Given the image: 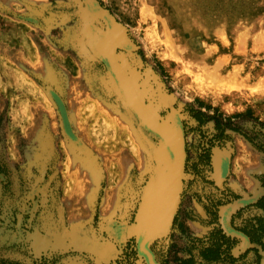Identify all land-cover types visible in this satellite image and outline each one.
Here are the masks:
<instances>
[{
  "label": "rangeland",
  "instance_id": "1",
  "mask_svg": "<svg viewBox=\"0 0 264 264\" xmlns=\"http://www.w3.org/2000/svg\"><path fill=\"white\" fill-rule=\"evenodd\" d=\"M96 1L128 37L115 48L128 85L184 133L154 260L261 264L264 232L249 236L264 216V0ZM91 13L84 0H0V264H147L118 229L136 221L158 138L93 54L88 23L108 25Z\"/></svg>",
  "mask_w": 264,
  "mask_h": 264
},
{
  "label": "bare ground",
  "instance_id": "2",
  "mask_svg": "<svg viewBox=\"0 0 264 264\" xmlns=\"http://www.w3.org/2000/svg\"><path fill=\"white\" fill-rule=\"evenodd\" d=\"M91 7L93 8L92 5ZM114 42L116 43L124 42L125 44L124 34L122 30L116 25H112V29L109 34H103V35L98 34V38H96L95 41V43L99 47L100 54L106 57L110 61L113 69V76L115 78V81L117 82L118 88L124 94L126 101L135 110L136 115L138 116L142 124L145 127H147L151 132H154L156 134L158 133L162 140V142L159 145L153 146L152 144H149L151 156L156 158V160L159 162L158 168L162 167L163 171L165 170V173L164 176L159 180L158 184L148 189L145 194L144 207L142 212V221H141V225L143 228L142 230L143 242L141 244V248H143V250L147 252L145 241L148 235L151 232L153 231L155 232L158 229L166 228V226L170 222L173 212L176 210L175 208L177 207L179 201L180 181L182 186V178H183L181 167L185 154L184 151L182 150V140H181L182 135L180 129L181 124L179 119L175 117L172 119L173 122L171 125L158 122L155 116L152 115V113L149 112L140 103V101L137 98L138 96L136 97V95L128 85L126 78L123 75V72L120 70L119 66L115 61L116 57L114 58V53L110 48V46ZM207 75L208 76L206 78L211 79V81L212 79L214 80L218 79L217 74L210 72ZM246 158H248V155L246 156ZM240 162H242L241 159ZM249 181L250 180H248V182ZM105 204L107 205V203ZM121 227H119L118 229L119 233H121L123 230ZM110 235L112 236L111 233ZM115 237L116 236H114V238ZM115 239L117 240V238ZM149 258H151V256H149ZM149 260L153 264L152 258Z\"/></svg>",
  "mask_w": 264,
  "mask_h": 264
},
{
  "label": "water",
  "instance_id": "3",
  "mask_svg": "<svg viewBox=\"0 0 264 264\" xmlns=\"http://www.w3.org/2000/svg\"><path fill=\"white\" fill-rule=\"evenodd\" d=\"M85 1V3H86V6H87V8H88V10H90V12H92V13H96V14H99L100 16H102L103 17V19L106 21V23H107V25H108V31L106 32V33H102V32H100L99 30H97L96 28H94L90 23H88V29H89V32H90V36H89V39H88V44H89V46H90V48H91V50H92V52H93V54L98 58V59H100L104 64H105V66H106V68H107V71H108V73H109V75H110V77H111V79H112V81H113V83H114V85H115V87H116V90H117V92H118V94L120 95V97L122 98V100H123V102L133 111V113L136 115V112H135V110L130 106V104L126 101V99H125V97H124V94L120 91V89L118 88V86H117V82L115 81V78H114V76H113V69H112V66H111V63H110V61L106 58V57H104V56H102L101 54H100V51H99V47L97 46V44L95 43V41H96V38H98V34L99 35H103V34H109L110 33V31H111V29H112V25H116V26H118L121 30H122V32H123V34H124V38H125V43L127 42V44H124V42H122V43H116V42H114L111 46H110V48H111V50H112V52L114 53V58L116 57V55H115V48L116 47H118V46H120V47H126V46H130V44H129V41H128V37H127V35H126V33H125V30H124V28L122 27V25H120L114 18H113V16L108 12V11H106V10H104L100 5H99V3L96 1V0H84ZM89 4L90 5H92L93 6V8L94 9H91L90 8V6H89ZM115 61H116V63H117V65L119 66V68H121V70L124 72V75H126V72L123 70V68H122V66L118 63V61H117V58L115 59ZM126 77H127V75H126ZM128 78V77H127ZM129 79V78H128ZM153 115V114H152ZM176 115V114H175ZM136 117L138 118V116L136 115ZM154 117V116H153ZM173 117H174V115H173ZM177 117V116H176ZM156 118V117H155ZM178 118V117H177ZM138 120H139V118H138ZM156 120L158 121V122H162V123H164V124H166V122H163V121H160V120H158L157 118H156ZM171 122H172V120H171ZM171 122H167V123H171ZM139 123L142 125V126H144L142 123H141V121L139 120ZM145 127V126H144ZM148 131H150L147 127H145ZM181 140H182V150L185 152V149H184V146H185V144H184V133H183V129H182V126H181ZM151 132V131H150ZM157 138H158V143H157V145H159L161 142H162V140H161V137H160V135L157 133H154V132H152ZM148 143V142H147ZM151 144V143H150ZM153 146H155L154 144H152ZM152 146V147H153ZM153 157V156H152ZM153 160H154V163H155V167H154V174H153V176L151 177V179H150V181L147 183V185L145 186V188H144V191H143V195H142V202H141V206H140V209H139V212H138V215H137V217H136V221H135V223H134V225L133 226H131V227H129V226H122V229H123V231H124V233H119V235L121 234V239H123V238H125L126 236H135V238H136V248H137V251H138V253L141 255V257H143L144 258V260L146 261V263L147 264H152V262L149 260V259H151L152 258V261H153V264H157L156 263V261L154 260V256H153V254H152V252L150 251V249H149V245L155 240V239H157V238H159V237H162V236H164V235H166V233L169 231V229H170V227H171V225H172V221H173V219H174V215H175V212H176V210L173 212V214H172V216H171V219H170V222L168 223V225L166 226V228H164V229H158V230H156L155 232L153 231V232H151L149 235H148V237H147V239H146V241H145V246H146V248H147V252L146 251H144L143 250V248H141V244H142V242H143V240H142V230H143V228H142V225H141V221H142V212H143V207H144V200H145V194H146V192H147V190L148 189H150V188H152L154 185H157L158 184V182H159V180L164 176V173H165V170L163 171V168L162 167H160V168H158V161L156 160V158L155 157H153ZM184 164H185V154H184V159H183V162H182V167H181V171H182V173H184ZM180 191H181V181H180V190H179V193H180ZM179 196H180V194H179ZM176 209V208H175ZM115 226V225H114ZM114 226H108L107 227V230L109 231H114ZM121 227V226H120ZM118 240V239H117ZM151 256V258H149V256ZM261 264H264V259H263V261L261 262Z\"/></svg>",
  "mask_w": 264,
  "mask_h": 264
},
{
  "label": "flooded vegetation",
  "instance_id": "4",
  "mask_svg": "<svg viewBox=\"0 0 264 264\" xmlns=\"http://www.w3.org/2000/svg\"><path fill=\"white\" fill-rule=\"evenodd\" d=\"M262 186L264 187V180L262 181ZM253 206H254L255 208H257V209L262 210L263 213H264V194L258 199V201H257L256 203L253 204ZM241 210H242V209H240V210L236 213V215L239 214V212H240ZM262 217H263V218H262ZM262 217H261V218H262L263 224H255V225L252 226V228H250V229H251V234H250V236L248 235L250 241H253V242H260V239H258V237H259V236L261 237L260 234H263V232H264V216H262ZM259 218H260V216H259ZM259 218H258V219H259ZM252 231H254V232H252ZM253 233H254V234H253ZM256 233H257V236L255 237Z\"/></svg>",
  "mask_w": 264,
  "mask_h": 264
},
{
  "label": "trees",
  "instance_id": "5",
  "mask_svg": "<svg viewBox=\"0 0 264 264\" xmlns=\"http://www.w3.org/2000/svg\"><path fill=\"white\" fill-rule=\"evenodd\" d=\"M182 263L184 264V263H185V261L183 260V261H182Z\"/></svg>",
  "mask_w": 264,
  "mask_h": 264
}]
</instances>
